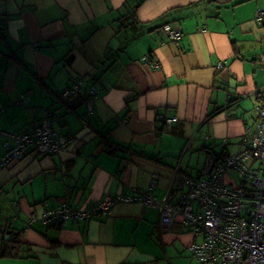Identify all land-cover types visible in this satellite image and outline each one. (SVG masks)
Listing matches in <instances>:
<instances>
[{"label":"crops","instance_id":"1","mask_svg":"<svg viewBox=\"0 0 264 264\" xmlns=\"http://www.w3.org/2000/svg\"><path fill=\"white\" fill-rule=\"evenodd\" d=\"M128 1L0 0V130H27L48 111L59 136H74L58 155L29 154L0 171V243L12 239L17 255L0 264H184L201 239L178 225L159 234L157 212L139 202L59 228L22 225L31 211L90 208L151 181L156 200H174L178 180L205 166V148H247L250 111L264 100V18L256 20L264 0H139L138 29L118 35ZM165 24L181 31L177 46ZM78 79L97 90L91 114L79 98L61 97Z\"/></svg>","mask_w":264,"mask_h":264},{"label":"built area","instance_id":"2","mask_svg":"<svg viewBox=\"0 0 264 264\" xmlns=\"http://www.w3.org/2000/svg\"><path fill=\"white\" fill-rule=\"evenodd\" d=\"M264 12H258L256 20L260 22ZM168 39L178 45L182 33L169 24L162 26ZM38 45V44H36ZM264 67V53L258 57ZM157 70V62H149ZM84 96V105L88 113L93 112L97 98L95 86L84 88L78 79L61 92L65 100ZM26 99L20 100L23 104ZM229 98H227V102ZM225 106L227 117L230 113ZM0 111H2L0 109ZM251 124L246 127L243 142L250 146L236 154L220 153L209 155L205 166L195 177H182L183 191L174 200L167 197L156 200L152 192L157 183L151 181L144 192L136 190L130 195L107 196L90 208L72 207L59 203L46 207L40 216L31 211L23 231L41 228H59L69 222H78L90 218H103L110 214L117 203L139 202L157 212L156 228L159 234L171 230L174 225L188 227L196 237H202L201 243H190L187 251L196 264H264V100L260 99L251 109ZM177 118L166 120L167 123ZM58 121L45 111L39 125L21 132L0 130V143L3 154L0 155V171L12 163L36 156H54L68 149L74 142V136H59L52 128ZM121 123L126 120L120 119ZM208 139V138H207ZM190 140L187 142L184 151ZM225 148L227 139L220 141ZM175 181L179 164L175 167ZM229 176H235L230 178ZM228 177V179H227Z\"/></svg>","mask_w":264,"mask_h":264},{"label":"trees","instance_id":"3","mask_svg":"<svg viewBox=\"0 0 264 264\" xmlns=\"http://www.w3.org/2000/svg\"><path fill=\"white\" fill-rule=\"evenodd\" d=\"M138 1L139 0L128 1L122 7L123 10H126L127 14H125L121 17V20H120L121 25L118 27V31H117L118 35L125 33L130 25H132L138 29V25L135 23V21H133V18L135 17V11L138 7V4L140 3ZM129 17H131V18H129ZM162 26L163 25H161V28H162ZM137 29H136L135 34H137V31H138ZM136 38H138V35L134 39H136ZM78 98L80 101L84 102V98L82 97V95H79ZM231 103H232V100L230 99L229 102L226 104V107H228V105ZM211 116L212 115H209L208 117H211ZM109 149L112 151V153H115L118 150L117 148H113V146H110ZM205 149L208 150L210 154L214 153L212 149H209V148H205ZM8 230H12V229H8ZM13 232H16V231L13 230ZM14 244L15 243L12 242V239L9 242H6L4 239H2L1 243H0V258H4V257L15 258V257H17Z\"/></svg>","mask_w":264,"mask_h":264},{"label":"rangeland","instance_id":"4","mask_svg":"<svg viewBox=\"0 0 264 264\" xmlns=\"http://www.w3.org/2000/svg\"><path fill=\"white\" fill-rule=\"evenodd\" d=\"M195 153H196V152L192 153V155L195 154ZM190 156H191V154H190ZM192 158L196 160V159H197V156H193ZM199 163H201V160L199 161ZM199 238L201 239V241L198 242V243H201V242H202V237H199ZM184 252H186V254H184L183 263L186 264L187 261H188L187 250H184Z\"/></svg>","mask_w":264,"mask_h":264},{"label":"water","instance_id":"5","mask_svg":"<svg viewBox=\"0 0 264 264\" xmlns=\"http://www.w3.org/2000/svg\"><path fill=\"white\" fill-rule=\"evenodd\" d=\"M248 148H250V146H247ZM7 234H8V232H7ZM6 239H7V237H5Z\"/></svg>","mask_w":264,"mask_h":264}]
</instances>
